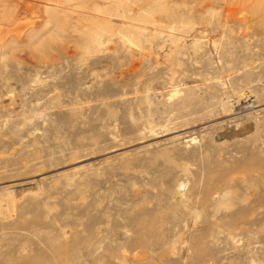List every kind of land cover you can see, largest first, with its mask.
<instances>
[{"label":"rangeland","instance_id":"1","mask_svg":"<svg viewBox=\"0 0 264 264\" xmlns=\"http://www.w3.org/2000/svg\"><path fill=\"white\" fill-rule=\"evenodd\" d=\"M112 5L0 0V264H264V0Z\"/></svg>","mask_w":264,"mask_h":264},{"label":"bare ground","instance_id":"2","mask_svg":"<svg viewBox=\"0 0 264 264\" xmlns=\"http://www.w3.org/2000/svg\"><path fill=\"white\" fill-rule=\"evenodd\" d=\"M109 1H111V0H109ZM134 1H136V0H134ZM112 2H113V5H114V6L112 5L114 7V10L112 12H110L108 10L110 13L107 12V14H110L111 16L116 15V13H123V14L127 15V12L131 11V8H132L131 5H132L133 0H112ZM97 8H99V6H97ZM16 11L15 10H10L9 12H7V17H6L7 20L8 19L15 20L14 22L16 24L14 25V27H12L13 29H11V28H9V30H8V28L4 29L3 26L0 25V46H3L5 40L8 38L9 34H11V32H13L15 34V35L13 34L14 35V37H13L14 40H21L22 39V35H24L26 33V31L31 26H33L35 24V20H33V19H30L28 17H24V18L21 19L20 18V14H19V17H18V14L16 13ZM96 11H98V10H96ZM162 11H166V9H162ZM100 12H103V11H100ZM9 21H11V20H9ZM99 25L103 26L102 29H104V27H105L104 24L102 25L100 23ZM95 29H97V28H95ZM92 30H90V31H92ZM94 32H95V30H94ZM94 32H91L89 34H92ZM106 34L101 32V30H100V32H96V34L94 36L92 35V37H93L92 41L94 43H96V44H103ZM92 37L90 36V38H92Z\"/></svg>","mask_w":264,"mask_h":264}]
</instances>
